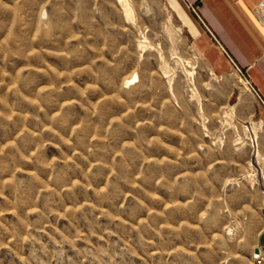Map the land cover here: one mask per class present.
<instances>
[{
    "label": "rangeland",
    "instance_id": "374dc122",
    "mask_svg": "<svg viewBox=\"0 0 264 264\" xmlns=\"http://www.w3.org/2000/svg\"><path fill=\"white\" fill-rule=\"evenodd\" d=\"M189 31L170 0H0V264L249 263L264 97Z\"/></svg>",
    "mask_w": 264,
    "mask_h": 264
},
{
    "label": "crops",
    "instance_id": "0c3cea01",
    "mask_svg": "<svg viewBox=\"0 0 264 264\" xmlns=\"http://www.w3.org/2000/svg\"><path fill=\"white\" fill-rule=\"evenodd\" d=\"M184 17L198 49L217 70L228 54L264 97V0H170ZM193 5L201 19L183 11ZM207 26L213 37L205 30Z\"/></svg>",
    "mask_w": 264,
    "mask_h": 264
},
{
    "label": "built area",
    "instance_id": "2783aa9c",
    "mask_svg": "<svg viewBox=\"0 0 264 264\" xmlns=\"http://www.w3.org/2000/svg\"><path fill=\"white\" fill-rule=\"evenodd\" d=\"M192 11H195L194 6H189ZM258 248V253L252 252L251 258L248 264H264V246H256Z\"/></svg>",
    "mask_w": 264,
    "mask_h": 264
},
{
    "label": "water",
    "instance_id": "95a60500",
    "mask_svg": "<svg viewBox=\"0 0 264 264\" xmlns=\"http://www.w3.org/2000/svg\"><path fill=\"white\" fill-rule=\"evenodd\" d=\"M257 246H264V232L260 235V237H259V241H258V245ZM253 252L254 253H258V248L257 247H255L254 249H253Z\"/></svg>",
    "mask_w": 264,
    "mask_h": 264
},
{
    "label": "bare ground",
    "instance_id": "6f19581e",
    "mask_svg": "<svg viewBox=\"0 0 264 264\" xmlns=\"http://www.w3.org/2000/svg\"><path fill=\"white\" fill-rule=\"evenodd\" d=\"M227 232H228V233H231V230H228Z\"/></svg>",
    "mask_w": 264,
    "mask_h": 264
}]
</instances>
